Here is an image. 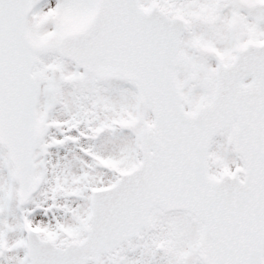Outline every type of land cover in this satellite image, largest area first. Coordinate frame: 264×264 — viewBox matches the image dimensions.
<instances>
[{"label":"snow or ice","instance_id":"obj_1","mask_svg":"<svg viewBox=\"0 0 264 264\" xmlns=\"http://www.w3.org/2000/svg\"><path fill=\"white\" fill-rule=\"evenodd\" d=\"M0 264H264V0H0Z\"/></svg>","mask_w":264,"mask_h":264}]
</instances>
